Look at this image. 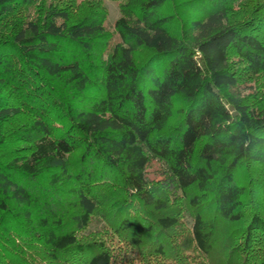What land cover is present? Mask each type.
<instances>
[{"label":"trees","instance_id":"trees-1","mask_svg":"<svg viewBox=\"0 0 264 264\" xmlns=\"http://www.w3.org/2000/svg\"><path fill=\"white\" fill-rule=\"evenodd\" d=\"M0 0V264H264V0Z\"/></svg>","mask_w":264,"mask_h":264},{"label":"rangeland","instance_id":"rangeland-1","mask_svg":"<svg viewBox=\"0 0 264 264\" xmlns=\"http://www.w3.org/2000/svg\"><path fill=\"white\" fill-rule=\"evenodd\" d=\"M90 1L95 0H78V2H82V8L86 7ZM97 2L100 1L104 6L107 12V27L110 29H114V25L116 21L121 17L120 8L117 2L113 0H96Z\"/></svg>","mask_w":264,"mask_h":264}]
</instances>
